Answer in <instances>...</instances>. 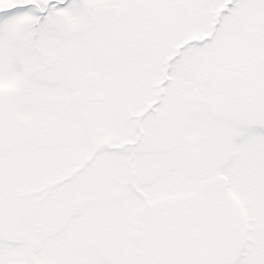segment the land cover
Instances as JSON below:
<instances>
[{
	"label": "snow or ice",
	"instance_id": "snow-or-ice-1",
	"mask_svg": "<svg viewBox=\"0 0 264 264\" xmlns=\"http://www.w3.org/2000/svg\"><path fill=\"white\" fill-rule=\"evenodd\" d=\"M0 264H264V0H0Z\"/></svg>",
	"mask_w": 264,
	"mask_h": 264
}]
</instances>
